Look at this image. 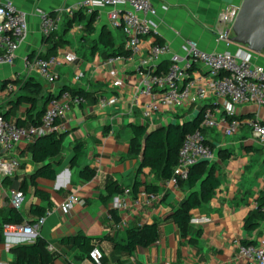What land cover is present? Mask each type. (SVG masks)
Masks as SVG:
<instances>
[{
	"label": "crops",
	"instance_id": "obj_1",
	"mask_svg": "<svg viewBox=\"0 0 264 264\" xmlns=\"http://www.w3.org/2000/svg\"><path fill=\"white\" fill-rule=\"evenodd\" d=\"M9 1L27 14V29L13 64L0 66V113L14 122L27 119L31 105L13 102L18 95L17 82L22 83L27 79L39 82L44 95L57 93L62 87L82 88L95 92L97 101L94 104L73 105L67 118L59 124L57 132L65 133V137L59 162L52 164L55 171L53 180L35 177L33 181L32 176L41 164L32 162L28 144L22 142L9 153L18 160L19 165L12 176L0 178V222L13 209L8 198L10 190H20L24 198L20 209L15 210L21 213L20 225L37 220L30 213L31 206L47 209L37 234L54 248L53 251L47 248L53 256L49 264H92L76 246L60 242L62 238L77 233L95 239L94 247L101 251L105 264H246L237 256V244L255 241L264 226V221H261L257 228L246 230L243 227L245 217L257 206V199L264 192V143L252 136L248 120L257 118L264 123V105L247 103L237 106L228 118L237 119L239 123L238 131L232 136H225L214 129L205 130L206 139L215 152L212 162L217 165L215 176L219 183L211 199L189 211L190 222L184 235L171 215L185 201L187 192L179 187H165V180L158 179L148 168H142L137 173L141 153L138 156L129 155L132 135L129 124L145 125L150 131L174 122L176 116H182L187 111L191 112V117L184 120L192 119L196 112L207 107L215 108L218 117L226 118L224 99L212 95L176 112H159L148 121L141 119L138 108L130 107V99L146 70L155 73L161 62L169 61L162 59L147 67L139 65L140 59L157 41L168 44L171 52L178 54H183L182 38L195 40L206 51L237 53L240 46L219 40L220 32L226 30L230 22H221L218 17L220 14L230 16L234 9L239 8L242 0H152L157 9L152 19L153 30L143 38L136 54L115 63L117 77L122 80L117 86L114 84L116 77L109 74L111 66L106 63L108 57L101 56L96 43L101 28L106 27L115 45L122 44L127 49L121 30L109 26L108 8L96 11L91 27L84 29L85 21H79L71 10L81 0ZM43 14H55L59 18V34L63 44L56 52L70 51L77 57L76 64L57 70V79L51 84L26 70L23 64L25 56L45 53L48 48L49 43L42 40L39 30ZM251 59L264 66V54L251 53ZM76 69L82 73L79 80H75ZM194 70L195 75L200 73L203 77L207 76V70L201 63H195ZM113 94L119 96V101L100 108L99 98ZM79 145L82 154L71 166L75 147ZM85 166L96 171L91 180L78 176ZM135 180L156 185L158 189L154 198L150 204L141 201L139 205L129 199L128 209L116 211L119 221L115 223L109 214L113 210L111 198L103 203L99 195L105 194L104 188L111 181H117L125 189ZM141 190L143 185L139 186ZM70 194L76 195L78 202L70 209L61 208V203ZM193 218H207L209 221L193 223ZM122 222H125L124 227H120ZM152 222L157 223L156 242L147 247L137 246L131 254L113 248L112 240L121 241L126 228ZM33 239L20 233L3 231L0 264H14L10 248L29 244Z\"/></svg>",
	"mask_w": 264,
	"mask_h": 264
},
{
	"label": "built area",
	"instance_id": "obj_2",
	"mask_svg": "<svg viewBox=\"0 0 264 264\" xmlns=\"http://www.w3.org/2000/svg\"><path fill=\"white\" fill-rule=\"evenodd\" d=\"M108 8L107 18L112 29H120L126 39L127 49L136 54L143 38L153 30L152 19L157 9L152 0H81L71 7L73 12L89 15L93 12ZM57 11H61L58 9ZM238 9H234L230 16L220 14L218 20L230 22L228 28L220 32L219 40L228 44L231 35V24ZM27 29V14L18 9L12 1L0 0V66L13 64L17 50L25 38ZM42 36H49L59 31V18L57 15L43 14L39 22ZM176 35L179 36L178 32ZM181 48L183 54L171 52L166 43H154L146 56L139 61L141 67L168 59V69L163 74H155L151 70L143 73V80L130 99V107L138 108L143 121L152 120L154 116L163 111L176 112L187 106L198 104L207 96L212 95L224 99L223 109L226 118L218 117L215 108H204L198 127L186 133L177 154V163L165 187L178 188L181 179H185L191 166L199 161L212 162L215 152L206 139L205 130L214 129L225 136H232L238 131V120L231 118L236 107L241 104L255 103L264 105V66L256 64L251 59V53L240 46L237 53L229 51H206L199 47L191 38H182ZM121 56H110L106 59L111 66L109 74L116 77L114 84L120 85L122 80L117 77L115 63ZM201 63L207 70V76L194 74V64ZM77 63L75 53L59 50L47 57L39 53L27 55L23 59L26 70L36 73L42 80L51 84L57 79V70L65 65ZM75 80L82 77L81 71L75 70ZM53 95L55 93H52ZM119 101V96H101L98 100L100 108L104 109ZM84 98L73 95L67 91L53 96L47 102L39 124L28 127L18 126L14 121L3 118L0 114V178L10 177L19 165L15 157L9 153L20 143L30 144L35 138L57 132L59 124L67 118L73 105L84 104ZM251 134L264 143V123L257 118L248 120ZM9 204L14 210H19L23 202V193L20 190H10ZM154 198L153 193L145 190L138 191L134 196L130 188H125L111 199V206L120 212L129 208L132 201L139 205L141 201L150 204ZM131 201H130V200ZM78 202V197L70 194L61 203L63 209H70ZM44 214L34 224L5 225V233H20L35 237L45 219ZM193 223L209 221L207 218H193ZM125 222L120 224L124 227ZM53 251L52 246H47ZM237 256L247 264H264V226L259 237L252 243L237 244ZM102 253L94 247L89 252L88 259L92 264H101Z\"/></svg>",
	"mask_w": 264,
	"mask_h": 264
},
{
	"label": "trees",
	"instance_id": "obj_3",
	"mask_svg": "<svg viewBox=\"0 0 264 264\" xmlns=\"http://www.w3.org/2000/svg\"><path fill=\"white\" fill-rule=\"evenodd\" d=\"M74 15L79 21H85L84 29L90 28L96 17L95 12L89 15L75 12ZM86 16L87 19L85 20ZM42 40L49 43L46 52L39 53L42 57H47L56 53V49L63 44V39L59 34V31L49 36H42ZM157 42L160 43L159 41ZM96 43L98 45L97 49L99 50V53L105 58L110 56L128 58L131 56V51L124 48L122 44L115 45L112 35L106 27L101 28ZM168 65L169 61L168 63L161 62L158 65L155 74H163L168 69ZM17 85L18 95L14 98L13 102L18 104L26 102L31 105V109L27 112V119L24 121L22 119L15 121V124L18 126L27 127L39 124L40 118L49 99L64 91L73 95L82 96L87 104H94L97 101V95L95 92H89L82 88L62 87L54 95L51 93L44 95L41 84L33 81V79H27L22 83L17 82ZM37 105H39L38 109ZM202 110L198 113L197 117L192 120H179L178 117L180 116H176L174 122H169L165 126L150 131H148L145 125L129 124L132 134L131 139L129 140V155L138 156L141 153V162L136 172H140L142 168H148L158 179H168L177 163V154L183 137L186 133L192 132L198 127ZM0 114L3 118L8 119L7 115L3 113ZM27 122L29 125H25ZM64 137L65 133L51 132L35 138L32 143L28 144L32 162L35 164H41L32 176L33 181L35 177H43L50 180L55 178V171L52 164L59 162V155ZM81 154L82 149L80 148V145L76 146L73 159L71 160V166L75 165L76 160ZM216 169V163L199 161L189 168L186 178L179 181V188L187 192V195L185 201L173 211L171 217L173 222L180 229L181 234L184 235V230L190 222L189 211L211 199L214 189L219 183V179L215 176ZM95 174V169L87 166L81 168L78 172V176L84 180H91ZM140 185H143V190L148 193L154 194L158 189V187L152 183H140L135 180L129 186L134 196L139 191ZM123 189L124 187L122 184H118L117 181H111L105 186V194H100L99 199L101 202L106 203L110 198L112 199L114 195L121 193ZM46 210L47 209L42 206L33 205L30 207V213L37 219L46 214ZM109 214L115 223L119 221V216L117 215L116 210H111ZM21 221V213L12 209L8 216L0 222V240L4 225L19 224ZM261 221H264L263 191L257 199V206L245 217L243 227L246 230L254 229L259 226ZM35 222L36 221H31L29 224H34ZM157 239V223L152 222L141 226L126 228L123 239L121 241L112 240V244L115 250L131 254L135 247H147L156 242ZM94 240L95 239L84 236L81 233H77L73 236L62 238L60 242L62 244L76 246L88 259L89 252L95 246ZM242 243L248 244L252 242ZM47 246L46 242H44L37 234L31 243L11 247L10 252L15 259L14 264H49L53 260V256L47 251ZM101 264H105L103 255L101 258Z\"/></svg>",
	"mask_w": 264,
	"mask_h": 264
},
{
	"label": "water",
	"instance_id": "obj_4",
	"mask_svg": "<svg viewBox=\"0 0 264 264\" xmlns=\"http://www.w3.org/2000/svg\"><path fill=\"white\" fill-rule=\"evenodd\" d=\"M230 31L229 43L253 54H264V0H242Z\"/></svg>",
	"mask_w": 264,
	"mask_h": 264
},
{
	"label": "rangeland",
	"instance_id": "obj_5",
	"mask_svg": "<svg viewBox=\"0 0 264 264\" xmlns=\"http://www.w3.org/2000/svg\"><path fill=\"white\" fill-rule=\"evenodd\" d=\"M191 112H189V111H187V112H185V113H183V115L182 116H180V117H178V119L180 120H184V119H186V118H190L191 117V114H190Z\"/></svg>",
	"mask_w": 264,
	"mask_h": 264
}]
</instances>
